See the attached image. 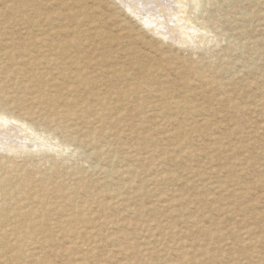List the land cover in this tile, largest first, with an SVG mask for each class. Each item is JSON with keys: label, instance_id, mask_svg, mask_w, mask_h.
<instances>
[{"label": "rangeland", "instance_id": "obj_1", "mask_svg": "<svg viewBox=\"0 0 264 264\" xmlns=\"http://www.w3.org/2000/svg\"><path fill=\"white\" fill-rule=\"evenodd\" d=\"M119 1L0 0V106L22 119L12 123L26 121L31 144L19 153L0 151V194L19 184L15 167L46 177L41 183L50 188L61 182L100 194L110 208L96 203L91 213L104 225L91 230L93 221L78 238L92 248L93 264H125L134 259L133 246L146 255L145 264H264V0H182L173 16L186 27L185 35L176 32L183 39L151 29ZM32 33L83 42L74 58L102 56L109 76L99 75L96 88L103 92L108 81L112 90L124 87L123 113L110 115L107 125L84 126L92 114L85 113L77 141L70 140L68 119H53L67 108L65 97L88 93L72 96L64 88L71 82L57 80V73L15 71L5 57L12 39L24 42ZM114 68L124 79L112 75ZM40 95L43 102L31 100ZM93 133L101 144L84 141ZM104 146L110 151L97 156ZM57 235L59 243L74 238Z\"/></svg>", "mask_w": 264, "mask_h": 264}, {"label": "bare ground", "instance_id": "obj_2", "mask_svg": "<svg viewBox=\"0 0 264 264\" xmlns=\"http://www.w3.org/2000/svg\"><path fill=\"white\" fill-rule=\"evenodd\" d=\"M119 2H121L123 6L125 4L126 5L125 7H127V9L130 10L135 15L139 16L142 19H145L144 22L148 21L147 22L148 25L151 26L152 24L153 26L150 27L151 29H154L158 33H162L163 35H167L169 36V38L178 37V39H183L181 36H178L176 32H179L182 35L185 33L186 27L184 23L180 22L179 17L173 16V9L175 7V4L180 5V7H182V4H181L182 0H120ZM147 11H151L155 14L154 15L151 14L150 15L151 18L146 19L144 16ZM154 20L156 21L157 24L153 23ZM170 20L173 21L172 26L168 24L170 23ZM16 21L20 23L22 19H16ZM102 22L103 21H101V23ZM20 24H25V22H21ZM75 39H68L63 42H54L53 39H50V37H46V35L42 36L41 34L36 35L33 33L30 35L27 34V36L25 37V40H23L24 42H17L13 39L11 42H9L8 44L9 48L7 49V52H5V57L12 60L14 65H17L16 66L17 68L14 69L15 71L19 70L21 72L24 71L27 73L33 72V75H35L36 77L39 76L43 78L45 75L49 73H51V75L53 73H57L59 75L55 77L57 80L62 78L63 80H65L64 83H66V81L71 82L70 84L72 85H67L64 88L66 89L67 93L72 96L76 95L77 92L79 93V91H82L83 93H88V95L84 98H82L81 96H76V97H73L72 99L71 97L70 98L65 97L63 102L65 103L67 108L62 109L60 112L57 111L56 118L54 117L53 119V120L58 119L57 116L58 117L63 116L64 118H67L68 119L67 122L69 123V127H68L69 129H66L67 127L65 128L66 131L68 130L69 132V134L68 133L67 134L68 136H70L71 138L70 140L77 141V138H75V136L77 137L76 134L80 131V130L78 131L77 125L79 121H84L83 117H85L84 116L85 113L86 114L92 113V114L90 115L91 119L87 118L84 122H82L84 126H86L88 123H91V122L93 123L102 122L105 125H107L106 122H107V119L110 117V115L115 116L116 114L123 113L124 108L120 106L122 105L124 101V95H126L127 93L124 94V87H119V88H116L115 90H112L114 88L112 86L110 88L109 86L111 81L107 82L108 85L104 87L103 92L101 91L102 89L99 91L97 90L96 85L98 84V82L96 80L99 78V75H103L104 78L109 76V71H106V70H107V67H109L110 65L109 66L106 65V60L104 59L101 60V58H103L102 56L101 57L99 56L100 60H96L93 62L91 61V59L88 60L87 58H84L83 57L84 55L83 56L79 55L78 58H74L75 55H73V52H79L78 51L79 48L82 47L83 45V42L82 44H80L81 42ZM35 52L41 54L42 56L39 57V55L36 54ZM64 65H65V68H68L70 70L69 73H66V70L68 71V69L64 70L65 72L61 70V66H64ZM99 65H102L101 68L99 67ZM103 66H107V67L104 68ZM102 67L104 68V70ZM117 68L116 69L114 68L113 70L110 69V72L112 71V75H114L115 73H116V76L119 75L118 80L124 79V73H121V72L119 73V71L122 69L118 70ZM6 79L10 80L9 74L6 75ZM113 79L116 80L115 78ZM2 81L1 83H5ZM190 81L191 82H187L188 83L187 85L189 87L191 83H193L191 79ZM75 83H77V85H73ZM1 85L2 84H0V87ZM140 86L141 85L138 84L137 88H140ZM189 87L187 88L189 89ZM1 90L2 88H0V92ZM136 91L134 92L135 94H136ZM1 93L0 95L2 97V94L4 92L2 94ZM129 93H133V92H128V95ZM134 93L132 95H134ZM189 95L187 94V96ZM163 96H165V94ZM3 100H6V99L4 98ZM31 100H33L34 102H43V97L41 95L34 96L32 97ZM176 100L177 99H175V101ZM188 100H187V103L189 102ZM94 101L96 103H94ZM171 101H169V103ZM2 102H5V101H2ZM174 104H176L178 108V106L180 107L183 105V102L177 100L176 103ZM184 104H186V102ZM72 105L74 106L73 108L71 107ZM190 105H187V106H190ZM198 107L197 108L194 107V109L196 108L197 110ZM173 110H176V108ZM162 113H164V111ZM168 116L170 117V115ZM29 118H30V115H29ZM20 120L22 119L14 116V114H12L6 107L0 106V151L1 152L19 153V151L22 150L21 148H28V146L31 145L30 143L27 142V139H28L27 137H29L30 135L27 136L24 133V129H23V126L26 123V121L24 120L25 122L22 123V125H16L11 122V121H17L20 123ZM58 120L63 121L62 119L61 120L58 119ZM109 122L110 123H108V125H110L111 127L116 125L115 122L114 123L111 121ZM30 124L33 127V124L32 123ZM50 125H53V124L51 123ZM59 125L61 124L59 123ZM104 135L105 136L107 135L108 138L112 137L111 136L112 134L109 132L105 133V130H104L103 136ZM36 136L38 137V135ZM101 140L102 138L101 139L98 138L96 134L93 133L88 140H84V141L86 143L98 145V144H101ZM33 144H32L33 146H36L38 143L35 141ZM103 150L106 152L110 151V149L106 150L104 146V148L100 149L99 152L97 151L96 153L97 156L98 154H101L102 156V154L104 153ZM0 158H1L0 159V166H1L3 162V159H2L3 157H0ZM11 169L14 171L15 177L20 178V180H19V184H16L13 190L11 189V191H9L4 188L1 190L2 192L0 194L3 196V200L1 199L2 203L0 202V251H1L0 264H93L90 260V254L92 252V248L91 247L85 248L89 246V244H86L83 240L78 241V238L81 235H83L85 231L88 230L87 229L88 226L92 224L94 221V219L92 218L93 217L92 213H91V210H94L93 209L94 205L97 203L99 210H104V209L110 208V202L104 203V198H102L100 194L98 196H92L93 194H91V192L89 191L85 192L84 190H82L80 185H76L73 188H66L65 187L66 185L64 186V184H61V182L53 185L55 183L54 182L52 184L53 186H51L50 188L48 184L41 183L44 180V178H46L44 177V175L47 173L42 175L44 177L43 179L41 177H40L41 179H38V178L36 179V178L30 177L32 175L29 176L28 174L21 173L20 170L17 169L16 167L11 168ZM35 171H37V169ZM0 185H2L3 187L5 186L2 183H0ZM82 193H85V194H82ZM109 195H111V198H115L118 196V194H115V193H111ZM2 196L0 197L2 198ZM82 197H83V200L80 201V198ZM10 205H12V207H10ZM136 213H137V210H136ZM8 225L10 227H7ZM103 225H104V222H97L95 225H93L91 230L93 228H101ZM57 233L58 234L63 233L65 235H68L70 238L71 236L74 238L70 242L59 243L55 240L56 239L55 236L58 237ZM121 237L124 238V236H121ZM89 238H91V234L89 235ZM133 247L135 250L130 252L131 254L130 253L128 254L133 256L134 259L126 260L127 262L125 264H145L146 255H144L141 252L139 247L137 246H133ZM126 258H129V257H126ZM181 262H182V257H181Z\"/></svg>", "mask_w": 264, "mask_h": 264}]
</instances>
